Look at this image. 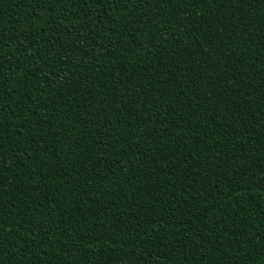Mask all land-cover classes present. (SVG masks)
<instances>
[{
	"label": "trees",
	"instance_id": "1",
	"mask_svg": "<svg viewBox=\"0 0 264 264\" xmlns=\"http://www.w3.org/2000/svg\"><path fill=\"white\" fill-rule=\"evenodd\" d=\"M0 264H264V0H0Z\"/></svg>",
	"mask_w": 264,
	"mask_h": 264
}]
</instances>
